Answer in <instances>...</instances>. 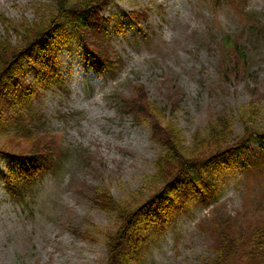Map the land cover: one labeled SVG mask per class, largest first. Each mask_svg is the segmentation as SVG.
I'll return each mask as SVG.
<instances>
[{
	"label": "rangeland",
	"instance_id": "obj_1",
	"mask_svg": "<svg viewBox=\"0 0 264 264\" xmlns=\"http://www.w3.org/2000/svg\"><path fill=\"white\" fill-rule=\"evenodd\" d=\"M53 5L54 0H0V36L16 45L23 26L47 18ZM139 9H149L148 16L129 17ZM101 16L115 56L104 75L86 70L81 42L72 36L70 47L59 42L55 52L58 83L47 82L25 58L20 65L26 83L39 90L30 114L41 130L62 133L67 146L91 161L64 159L58 174L44 171L29 187L27 202L19 203L7 192L5 178L20 175V157L0 153V264H106L102 231L113 228L115 218L94 204L93 190L99 187L118 199L146 190L163 151L152 140L148 122L138 123L120 110L135 83L147 86L149 99L165 109L166 120L177 124L188 144L196 133L209 132L220 115L229 120L234 138L241 137L256 125L243 116L252 101L264 127V34L259 31L264 30V0H113ZM227 36L233 45L240 41L250 56L239 77L231 69L241 59L231 61L234 48L225 44ZM35 53L44 60L43 51ZM236 53L241 54L239 47ZM1 123L0 143H9L13 125L4 118ZM231 160L240 164L237 157ZM257 162L261 169L225 172L209 192V202L192 198L186 209L176 207L163 230L152 227L137 264H203L213 251L205 232L213 209L264 223V164ZM74 229L95 233L97 241Z\"/></svg>",
	"mask_w": 264,
	"mask_h": 264
},
{
	"label": "trees",
	"instance_id": "obj_2",
	"mask_svg": "<svg viewBox=\"0 0 264 264\" xmlns=\"http://www.w3.org/2000/svg\"><path fill=\"white\" fill-rule=\"evenodd\" d=\"M109 1L55 0L47 18L23 26V31L19 32L21 40L16 45L0 36V129L3 118L13 125L6 136L9 143H0V152L20 157V176L6 178L8 193L16 201L26 203L29 187L36 178L46 170L58 174L64 159L74 156L85 165H90L91 161L89 156L83 158L81 153L75 152L77 149L67 146L62 133L41 130L32 115L35 114L32 97H38L39 91L32 90L26 83V75L19 73L17 67L25 58L36 73L46 74L47 82H57L53 63L58 49L56 42H71L66 29L70 27L75 28L83 44L87 68L104 74L115 59L99 11ZM133 16L142 15L136 12ZM143 39L149 40L146 35ZM37 48L44 52V60L35 53ZM239 52L246 64L247 49L239 48ZM237 68L235 74L239 77L241 69ZM248 107L243 116L251 118L248 122L256 125L241 137L234 138L229 120L220 115L209 132L196 133L188 144L177 124L166 120L165 109L149 99L145 85L135 84L133 93L122 98L121 112L130 114L138 123L148 122L152 127V140L161 145L163 151L155 161L156 172L146 190L142 188L128 199L114 198L99 187L93 190L94 204L115 218V226L102 231L107 248L106 264H134L133 260L135 264L140 263L136 260L148 247L144 244L148 242L149 230L152 227L163 230L175 218L176 207L186 209L194 197L206 203L209 192L227 171L235 174L238 168L246 172L261 169L257 161L264 164V127L258 122L257 102L252 101ZM233 157H237L240 164L233 163ZM141 226L147 231L144 235ZM205 232L212 239L213 251L203 264H264V223H248L214 209ZM74 233L91 242L97 241L91 231L74 229Z\"/></svg>",
	"mask_w": 264,
	"mask_h": 264
},
{
	"label": "snow or ice",
	"instance_id": "obj_3",
	"mask_svg": "<svg viewBox=\"0 0 264 264\" xmlns=\"http://www.w3.org/2000/svg\"><path fill=\"white\" fill-rule=\"evenodd\" d=\"M4 168V162L3 161H0V171H2Z\"/></svg>",
	"mask_w": 264,
	"mask_h": 264
}]
</instances>
